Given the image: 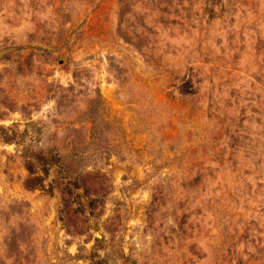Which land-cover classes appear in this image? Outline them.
<instances>
[{
	"label": "rangeland",
	"instance_id": "1",
	"mask_svg": "<svg viewBox=\"0 0 264 264\" xmlns=\"http://www.w3.org/2000/svg\"><path fill=\"white\" fill-rule=\"evenodd\" d=\"M0 128V264H264V0H0Z\"/></svg>",
	"mask_w": 264,
	"mask_h": 264
},
{
	"label": "trees",
	"instance_id": "2",
	"mask_svg": "<svg viewBox=\"0 0 264 264\" xmlns=\"http://www.w3.org/2000/svg\"><path fill=\"white\" fill-rule=\"evenodd\" d=\"M0 130H2V128H0ZM3 137L6 140L12 138L7 134H5V136L3 135ZM33 145L34 144H27L25 146V149L30 150V154L27 156L26 167L31 175L25 180V186L28 189L35 187L42 189L45 187L44 181L46 180V177H48L50 169L53 168L56 173V167L62 165L59 164L60 158H58V160H48L49 158H47L46 154L39 148L38 150L33 151ZM89 173L90 171H72L67 174L64 169L63 172L61 171V174L52 178L48 183L51 190L55 187L61 194L63 208L59 219L65 224L68 232L70 229L77 234L88 231L86 227L87 220L89 219L88 215L96 216L93 215V209L95 208L94 202L97 200L92 197L96 195L98 196L100 193L99 190L101 189V191H105V187H107L106 185L102 188V184L99 182H97V185L100 188H92L88 186V183H86V179L83 176L84 174L86 175ZM80 186L83 188L82 193L77 192ZM80 216L84 219L79 220ZM106 227L110 232L112 231V228L108 227V225L105 226V228ZM94 239L98 240L97 237H94ZM127 259V257L124 258L125 261Z\"/></svg>",
	"mask_w": 264,
	"mask_h": 264
}]
</instances>
